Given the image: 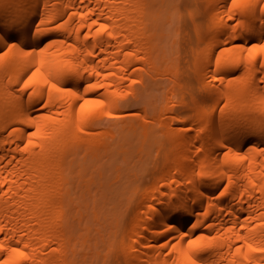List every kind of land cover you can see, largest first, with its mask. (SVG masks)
<instances>
[{
  "label": "bare ground",
  "instance_id": "bare-ground-1",
  "mask_svg": "<svg viewBox=\"0 0 264 264\" xmlns=\"http://www.w3.org/2000/svg\"><path fill=\"white\" fill-rule=\"evenodd\" d=\"M205 3L217 39L198 49L199 98L170 128L168 170L111 253L126 264H264V0ZM176 13L171 0H0V264L100 260L89 227L76 233L79 190L124 143L92 123L124 116L135 76L172 81L164 99L178 84ZM181 101L161 107L160 126Z\"/></svg>",
  "mask_w": 264,
  "mask_h": 264
},
{
  "label": "rangeland",
  "instance_id": "rangeland-1",
  "mask_svg": "<svg viewBox=\"0 0 264 264\" xmlns=\"http://www.w3.org/2000/svg\"><path fill=\"white\" fill-rule=\"evenodd\" d=\"M171 1L177 4L176 16L182 20L175 36V45H171V40L168 41V45L171 47L168 58L174 57L178 61V71L180 73L178 84L166 93L164 99L163 93L168 86L167 83L173 84L172 81H161L162 83L159 84V79L149 80L144 77L143 83L135 76L134 84L136 87L134 86V89H132L135 92L126 87V90L131 91H125L124 93L127 98L129 97L127 103L124 102L125 105L122 106L124 116L118 120H108L105 118L107 114L105 112L101 115L104 117L103 121L92 123L96 128L103 127L110 133L113 132L115 134L113 141L119 139L122 144L124 143V148H121V150L117 151L115 148L116 150L109 151V154L106 152V156L104 154L105 157L100 161L103 165L102 177L98 175V172L101 171H98L96 167H90L94 174L93 182L79 190L80 195L84 193L88 206L83 211V220L78 224V229L76 227V233L79 235L85 233L84 226L89 227L88 235L91 239L94 235V239L100 241L97 242L95 239L92 244L97 242L99 245L96 248L102 252L99 260L101 264H126L122 252H119V258L118 255L116 256L118 259L112 256L115 255V248H117L120 241V234L121 232L130 233L132 219L144 210V207L139 209L136 205L134 206L135 201L144 189L154 182L155 177L158 176L157 174L161 173L163 169L166 170L170 165V163H167L170 157L169 148L174 147L173 140L168 136L170 128L174 129L179 125L177 117H188L190 112L187 104L193 98H199L197 94L201 83L198 80L199 73L196 66L200 63L201 54L198 53V49H203L212 43L214 39H217L216 34L214 38H210L214 33L209 28L205 30V26L209 27L214 21V18L210 16V12L205 8V0ZM176 26L177 23H173L167 27L169 36L166 39L170 38ZM202 28L204 31L199 33L198 31ZM126 84H128V81H126ZM206 93L208 92H205V94L203 92L202 95L204 97L208 96ZM174 98H181L182 101L170 111L169 114L174 117H172L170 127L165 128L159 125L162 118L160 111L163 110L161 107L170 106ZM131 100L138 102L132 103ZM200 101L201 103L199 102L198 106L202 109L210 104L208 99L203 100L200 97ZM154 105L158 106L154 107ZM142 107L147 109L151 107L157 109L159 107L161 109L158 108L159 112L150 114L146 113V110H143ZM142 118L147 120L143 128L141 127ZM141 129L147 131L148 136L146 139L138 135ZM100 157L102 158V156ZM166 163L168 165L165 168ZM108 236L110 240L104 243L103 241L108 239ZM94 245H91V249H86V255H88L86 257L90 256L89 261L90 258L93 260V251H96L93 248Z\"/></svg>",
  "mask_w": 264,
  "mask_h": 264
}]
</instances>
